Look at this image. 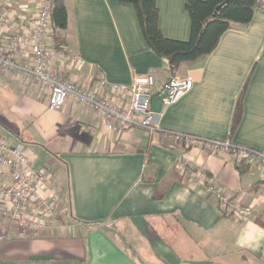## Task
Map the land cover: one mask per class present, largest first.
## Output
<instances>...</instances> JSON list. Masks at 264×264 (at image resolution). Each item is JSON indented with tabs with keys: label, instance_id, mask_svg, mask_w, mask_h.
I'll return each mask as SVG.
<instances>
[{
	"label": "crops",
	"instance_id": "obj_1",
	"mask_svg": "<svg viewBox=\"0 0 264 264\" xmlns=\"http://www.w3.org/2000/svg\"><path fill=\"white\" fill-rule=\"evenodd\" d=\"M40 2L0 0V11L28 23ZM63 2L67 26L53 32L52 40L84 60L59 70L66 80L92 88L98 79L126 84L136 74L153 73L161 84L173 75L168 62L149 50L131 4ZM156 7L162 34L188 40L184 0H156ZM174 75L190 78L192 88L147 117L157 125L149 133L118 128L70 101L34 115L37 101L29 93L47 105L48 90L0 74L18 92L17 111L32 120L37 138L58 146L53 152L46 148L44 161L39 152L28 153L55 187L57 216L36 238L11 228L0 242V264H264V172L252 160L243 162L247 170L240 173L239 159L201 141L229 139L234 107L248 80L241 120L229 141L264 149V10L254 8L247 25L226 30L206 58L181 64ZM163 131L200 140L169 148ZM182 162L204 173L206 185L190 184ZM206 187L227 189L235 204L250 207L247 218L226 212ZM33 213L43 217L41 206Z\"/></svg>",
	"mask_w": 264,
	"mask_h": 264
},
{
	"label": "built area",
	"instance_id": "obj_2",
	"mask_svg": "<svg viewBox=\"0 0 264 264\" xmlns=\"http://www.w3.org/2000/svg\"><path fill=\"white\" fill-rule=\"evenodd\" d=\"M54 0H41L35 17L22 23L14 13L0 11V74L18 76L48 90L49 110L61 108L67 101L93 110L118 128H140L149 133L157 125L147 117L152 96L162 97V104L177 102L192 88V80L170 75L158 84L153 73L136 74L129 83L106 82L98 79L92 88L68 81L59 71L67 63L82 66L84 60L68 55L60 43L52 40L51 7ZM264 10V0L257 6ZM110 94V97L106 95ZM119 97L118 103L113 97ZM165 142L185 145L199 141L195 136L163 131ZM212 151L230 154L241 162L254 160L264 172V149L235 147L229 140H201ZM23 143H10L0 135V242L14 228L20 237L36 238L57 216L55 187L50 184L45 170L35 168ZM190 184L206 185L204 173L180 164ZM226 212L245 220L250 207L239 206L223 187H206ZM47 192V195L43 194ZM41 206V215L32 214V208Z\"/></svg>",
	"mask_w": 264,
	"mask_h": 264
},
{
	"label": "trees",
	"instance_id": "obj_3",
	"mask_svg": "<svg viewBox=\"0 0 264 264\" xmlns=\"http://www.w3.org/2000/svg\"><path fill=\"white\" fill-rule=\"evenodd\" d=\"M133 6L141 34L149 50L165 59L174 74L178 67L187 62L206 58L217 46L221 35L233 27L247 25L253 10L260 0H184V8L190 19L189 39L180 41L166 38L158 26L156 0H118ZM53 32L64 30L67 26V11L63 0H54L51 7ZM56 43L58 42V39ZM248 81V80H247ZM247 81L242 87L234 107L228 138L235 133L242 116V96ZM227 139V140H229ZM173 142L164 144L173 148ZM184 144L183 140L180 143ZM237 169L244 173L247 169L243 162Z\"/></svg>",
	"mask_w": 264,
	"mask_h": 264
},
{
	"label": "rangeland",
	"instance_id": "obj_4",
	"mask_svg": "<svg viewBox=\"0 0 264 264\" xmlns=\"http://www.w3.org/2000/svg\"><path fill=\"white\" fill-rule=\"evenodd\" d=\"M29 94H32L33 99L37 101L36 107L33 110L34 115L36 114L37 110H39L42 116H44V113H52L50 112L51 110L47 108V105L43 104L44 100L42 99L44 97H38L33 92ZM17 95L19 94L13 88V86L9 84L3 78V76H0V133H2L12 144L18 142L23 143L25 149L27 150V154H30V151L33 154L35 152H39L40 155H38V158L44 161V153L47 151V149L53 152L57 150L58 146L47 141L39 140L37 138L35 133L36 130L33 128L34 125L31 122L32 120L27 119L25 121L24 119L26 116L22 112L17 111V103L20 101L18 100L19 96ZM22 104L26 103L23 102ZM18 127L22 130H19ZM33 166L37 168L35 165Z\"/></svg>",
	"mask_w": 264,
	"mask_h": 264
},
{
	"label": "water",
	"instance_id": "obj_5",
	"mask_svg": "<svg viewBox=\"0 0 264 264\" xmlns=\"http://www.w3.org/2000/svg\"><path fill=\"white\" fill-rule=\"evenodd\" d=\"M162 108V97L160 96H152V100L150 103V111L153 113H159Z\"/></svg>",
	"mask_w": 264,
	"mask_h": 264
}]
</instances>
